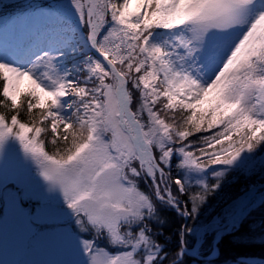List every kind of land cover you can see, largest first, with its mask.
I'll return each instance as SVG.
<instances>
[{"label": "snow or ice", "instance_id": "obj_1", "mask_svg": "<svg viewBox=\"0 0 264 264\" xmlns=\"http://www.w3.org/2000/svg\"><path fill=\"white\" fill-rule=\"evenodd\" d=\"M34 15L39 44L0 43V153L18 144L62 197L66 264H164L161 209L183 221L169 264L208 237L214 256L264 205L201 212L229 172L264 176V0H50Z\"/></svg>", "mask_w": 264, "mask_h": 264}, {"label": "rangeland", "instance_id": "obj_2", "mask_svg": "<svg viewBox=\"0 0 264 264\" xmlns=\"http://www.w3.org/2000/svg\"><path fill=\"white\" fill-rule=\"evenodd\" d=\"M2 1L4 0H0V3ZM21 27L18 26L11 34L0 29V43L7 42L10 46L21 49L29 43L39 44L41 23L32 22L25 30ZM21 32L23 34L19 37ZM43 183L35 165L24 160L18 144L8 153H0V188L4 186L3 207L0 211V264H66L67 261L78 258L72 244V236L76 232L74 220L62 214L68 210L66 206L62 207V197L58 193L42 191ZM259 186L260 184L248 187L221 210L236 205L235 210L239 211L260 195L262 191ZM17 193H26L29 199L21 201L17 198ZM37 206L41 208L39 224L32 218L31 212L25 214L21 211L34 210ZM263 211L264 205H259L248 212H253V215L250 217L247 214L246 218L254 221L257 219L254 215ZM210 243L211 237H208L201 248V257H216L217 253L214 256L209 255ZM101 244L103 246V242Z\"/></svg>", "mask_w": 264, "mask_h": 264}, {"label": "trees", "instance_id": "obj_3", "mask_svg": "<svg viewBox=\"0 0 264 264\" xmlns=\"http://www.w3.org/2000/svg\"><path fill=\"white\" fill-rule=\"evenodd\" d=\"M48 3H50V0L2 1L0 3V17H2L0 29L11 34L20 25L22 26L21 29L25 30V27L32 22L40 24L41 22L34 13L40 6H47ZM18 32L20 31L18 30ZM22 34L23 32L18 34V36L21 37ZM133 108H135V101ZM203 134L206 135L207 133ZM196 135L199 136L201 134L197 133ZM48 150L52 151L51 145L48 146ZM220 168L217 169L219 170ZM259 184L264 185V176L261 175L258 167L254 174L246 171L239 173L229 172L224 177L221 187L208 197L207 205L202 207V218L218 213L225 204L233 202L248 187ZM140 186L144 188L143 182H141ZM262 190L264 188L260 189V191ZM161 215L166 218L167 223L162 226H154L153 230H158L162 233L157 239L161 244L165 245V252L169 256L164 264H169V261L179 248L177 229L183 221L170 209H161ZM248 215L251 217L253 212ZM254 216L257 217L256 220L258 221L245 218L238 231L225 234L219 240L217 244L218 253L214 259L205 261L195 257H185L184 264H225L236 261L238 257H256L264 260V211ZM187 223L189 227L193 225L192 220L187 221ZM189 242L190 244L194 243L191 237H189Z\"/></svg>", "mask_w": 264, "mask_h": 264}, {"label": "water", "instance_id": "obj_4", "mask_svg": "<svg viewBox=\"0 0 264 264\" xmlns=\"http://www.w3.org/2000/svg\"><path fill=\"white\" fill-rule=\"evenodd\" d=\"M197 258H199V259H204V260H210V259H212L211 256H205V257L198 256ZM239 258H242V257H239ZM239 258H237V260H238ZM244 258H256V257H244ZM256 259H261V258H256ZM261 260H263V259H261Z\"/></svg>", "mask_w": 264, "mask_h": 264}, {"label": "flooded vegetation", "instance_id": "obj_5", "mask_svg": "<svg viewBox=\"0 0 264 264\" xmlns=\"http://www.w3.org/2000/svg\"><path fill=\"white\" fill-rule=\"evenodd\" d=\"M3 187L0 188V211H1L2 207H3Z\"/></svg>", "mask_w": 264, "mask_h": 264}]
</instances>
